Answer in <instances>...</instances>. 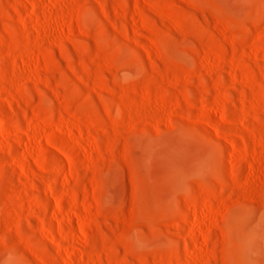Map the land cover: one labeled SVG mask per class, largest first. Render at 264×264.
Listing matches in <instances>:
<instances>
[{
    "label": "rangeland",
    "instance_id": "374dc122",
    "mask_svg": "<svg viewBox=\"0 0 264 264\" xmlns=\"http://www.w3.org/2000/svg\"><path fill=\"white\" fill-rule=\"evenodd\" d=\"M0 264H264V0H0Z\"/></svg>",
    "mask_w": 264,
    "mask_h": 264
}]
</instances>
